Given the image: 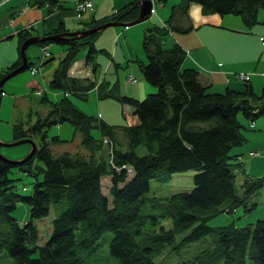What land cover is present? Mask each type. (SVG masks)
Segmentation results:
<instances>
[{"label":"trees","instance_id":"obj_1","mask_svg":"<svg viewBox=\"0 0 264 264\" xmlns=\"http://www.w3.org/2000/svg\"><path fill=\"white\" fill-rule=\"evenodd\" d=\"M35 1L48 12L65 8L60 0ZM190 1L202 12L239 15L247 26L257 21L258 9L264 12V0H177L170 4L165 19L146 27L141 35L144 60L138 64L139 72L151 87L142 98L119 94L114 84L102 79L94 83L87 76L67 73L80 48L90 68L95 66L92 39L97 31L75 39L66 35L65 39L37 41L41 50L50 41L64 45L47 80L60 95L56 99L41 94L38 101L46 111L36 113L26 126L21 121L12 123V139L31 135L36 141L31 137L33 151L18 165L0 157V258L8 255L13 264H79V250L92 248L100 233L108 230L112 235L107 249L115 264H154L156 254L181 250L206 235H210L209 245L180 264H243L246 259L250 264H264V216L243 224L232 220L222 225L207 223L217 213H232L237 205L248 210L251 206L244 199L264 188V173L243 175L240 192L233 184V168L243 171L240 157L253 155L252 150L243 153L239 148L245 136L238 117L248 120V127L257 116L264 118V83L258 94L248 77L237 90L226 86L215 92L198 79L199 70L182 67L185 49L176 41L165 44L163 38L169 31L190 29L186 17ZM137 3L128 0L106 15L79 21V28L129 20L138 11ZM56 23L43 34L68 31L62 21ZM30 27L15 28L7 35L17 36V55L0 70V76L19 64V44L32 35ZM24 56V67L33 66ZM94 85L97 96H111L130 105L136 122L110 124L69 99L68 95L85 98ZM62 121L72 125L80 149L51 151L50 144L71 140L57 134L47 137L48 126ZM91 127L97 128V136L90 134ZM188 168L195 170L189 190L145 196L151 178L167 179L171 172ZM16 170L30 176L26 192L17 190L18 178L12 174ZM105 175L108 196L100 187ZM17 201L29 206V218L19 221L10 213ZM51 202H58L59 207L50 218L48 237L37 244L34 221L47 213Z\"/></svg>","mask_w":264,"mask_h":264},{"label":"rangeland","instance_id":"obj_2","mask_svg":"<svg viewBox=\"0 0 264 264\" xmlns=\"http://www.w3.org/2000/svg\"><path fill=\"white\" fill-rule=\"evenodd\" d=\"M91 1V0H90ZM121 4L126 3L128 0H117ZM156 0H151V7L153 10H155L154 6L158 9L157 12L158 14L161 13V10L164 9V7H169L170 3L169 0H164L160 3V5L155 2ZM77 2V0H75ZM72 3L71 7L70 5L67 4L66 8H63L64 11L69 12V16L71 15L70 12H73V16L75 15L79 19L75 21L71 16L69 20H66V23L68 27H74L76 26V29H80L79 26L81 24L82 20H87L88 18H82L83 14L85 13L86 10L92 7V2H90V5L85 6L84 9L80 10H75L73 9L74 3ZM194 3L196 6H198V10L201 13H206L200 11V6L193 1H190ZM122 3V4H123ZM121 4V5H122ZM161 5L163 6L161 8ZM190 5V3H189ZM0 6V70H2L7 64H9L13 59L16 58L17 55V50H16V37L14 34H11V36H7L9 33L12 32L9 20L7 19L6 24L3 26V9H7L9 11V7H4ZM193 9L192 6L190 5V10ZM62 10V11H63ZM153 10L149 9L148 15L153 12ZM16 12V11H15ZM258 15H264V12L262 9H258L257 11ZM146 15V17H148ZM228 15H232L231 13H228ZM232 16H237L239 19V15L233 14ZM145 17V18H146ZM157 19L155 18V21ZM240 20V19H239ZM142 21V20H140ZM138 21V22H140ZM134 22V23H138ZM154 22V19H150L147 21L148 26L150 27ZM131 23V24H134ZM156 23V22H154ZM9 26L8 30H5L4 27ZM115 26V25H114ZM73 28H69V30H76ZM107 27V26H106ZM103 27V28H106ZM102 28V29H103ZM82 29V28H81ZM100 29V30H102ZM11 32H10V31ZM99 31V30H98ZM173 33L177 34H183V32H178V31H172ZM97 34V33H96ZM187 38H189L188 42L190 43V36L191 33L189 32L187 35ZM168 34L166 33L164 36V40L166 42L168 41ZM165 42V43H166ZM170 42V41H169ZM140 44V42H139ZM41 45L38 44L37 42H31L26 44V48L24 47V54L28 57L27 60L33 64V67H36L34 72H31L29 69L30 67H23L24 69H20L11 74L9 77L6 78V80L1 83V90H0V140L6 142L10 141L12 139V131H11V126L12 123H17L21 121L23 126H26V122L30 121L29 119H32L36 113H44L46 111L45 107L42 106V104L38 101L39 96L41 94H45L48 98H56L58 95H60V91L51 88L47 84V80L51 73V70L56 67L57 59L60 57V54L62 53V48L64 47L63 44H59L53 41H50L48 44L45 45V50L48 52L47 54L42 53L41 50ZM81 51H84V49L80 48L79 50L76 51V56L75 59L72 61L73 68L77 67L78 65L75 64L77 61L78 57H83L85 54L81 53ZM106 55L105 53H103ZM103 55V56H104ZM188 59H185L184 62H187ZM136 63L132 64L135 66ZM90 65L88 64L87 66H80L81 70H77V74L73 75L70 73V70H67V73L72 76H90L89 79H91V68L89 67ZM88 67V69H86ZM107 71V70H106ZM100 69L98 71L96 70V78L98 79L99 76L101 75H106V77H111V74H107L108 71L106 72ZM125 71V70H124ZM124 71H121L124 72ZM238 72V71H237ZM237 72H228L226 73L225 76H227L228 81L232 83L239 84L237 81H241V86L242 87V78L239 77ZM254 74H251L250 72H247V75L250 76V80L252 81L254 92L257 94L260 92L262 89L261 86L264 83V77L256 75L258 72L256 70L252 71ZM134 73H139L138 70H134ZM250 73V74H249ZM256 73V74H255ZM95 78V79H96ZM126 78L129 80H133V76L131 73L126 75ZM143 79V78H142ZM144 80V79H143ZM94 83H98L97 81H94ZM96 87V85H94ZM154 88V87H153ZM152 88V89H153ZM224 88L223 83H220L219 80L214 81L210 85H208V90H213V91H222ZM120 89H117L116 91L119 93ZM96 91V89H95ZM150 91L146 90L145 92ZM152 91V90H151ZM56 92V95H55ZM144 92V94H145ZM85 98L83 97H76L74 95H68L70 97L69 99L74 103L79 109L84 111L85 113L96 115L95 114V107H94V89H89L88 92L85 94ZM142 98V97H141ZM99 105L101 106L99 108V113L101 112L103 119L105 121H108L111 123H127L126 121V116H123V109L121 106L120 101L115 99L114 97H107V98H101L99 99ZM126 105L125 103H122V105ZM121 107V108H120ZM122 112V113H121ZM104 113V114H103ZM107 114L109 116H107ZM256 118H263L261 115L257 116ZM136 122V117L135 121L132 123ZM73 127L70 123L67 121H62L61 123L58 124H51L48 126L46 129V134L47 137L49 135L57 134L58 137L60 138H65V139H70L69 141H62L59 143H52L50 144V149L53 152H57L62 149L66 150H71L74 151L76 149H80L81 147L79 146V136L77 135L76 132H73ZM251 129H243L244 132H248ZM252 131L256 133H260L261 128L255 126L253 127ZM90 134L93 136H97V128L91 127L90 129ZM26 137L29 139H34L36 141L35 136L27 135V136H22ZM32 137V138H31ZM119 140L123 141L124 137H120L119 134L117 136ZM21 138V137H18ZM38 140V139H37ZM38 142V141H37ZM248 139L245 138V140L240 143L239 148H242L243 146L247 145ZM29 148V142H22V143H17L14 145H9V146H1L0 145V153L4 154L6 158H17L22 156L27 152ZM23 151V152H22ZM21 153V154H19ZM244 155H242L243 157ZM243 171L237 170V168H233V184L235 185V189L237 192H240L239 189V183L241 182L243 175H261L264 173V157H260L259 155H254V157L251 160V165L248 166L246 163V158L243 157ZM195 170L192 168H188L185 170H180V171H174L171 172L169 175H167V179L163 180H158L156 178H151L148 180V187L145 193L146 195H155L157 196H163V195H168L171 192L178 191V190H189L192 186V180L191 178L193 177L192 174ZM245 173V174H243ZM13 175H17L18 180H15V184L17 185V190L18 192H26L29 190L30 187V176L23 174L22 171H14L12 172ZM100 187L101 191H103V194L108 196L107 194V185H108V176L105 175L100 178ZM25 188V190L21 189V187ZM246 201V204L251 206L248 210H243V206L237 205L235 209L232 211V213H217L214 216H212L209 220H207V223L212 225H217L222 223H226L229 220L234 221L236 224H243L244 221H251L254 220L256 217L264 216V188L257 189L256 191H253L250 196L247 197V199H244ZM254 201V202H253ZM251 202H253L254 206H252ZM58 202H51L49 203L50 205L48 206V211L44 216H41L40 218H37L34 222L35 225L38 227V237L36 242L37 244H42L45 238H47L49 234V227H50V218L54 216L56 213L59 205L57 204ZM58 206V207H57ZM28 205L22 201H17L15 204V207L12 208L10 213L17 217L19 221L22 219H27L29 218L28 216ZM169 225V222H168ZM101 235H99L96 238L95 245L88 249V250H79L78 254L80 257L79 264H115V258L112 257L108 253L107 245H108V240L112 233L108 230L105 232H101ZM177 237V235H176ZM211 239L210 235L204 236L201 240L199 239L198 241H193L191 244L186 245L184 248H181V250L177 251H168L165 249L162 251L160 255H155L154 256V264H180L181 259L187 258L192 256V254L199 252V249H202L204 246L209 245ZM0 264H13V259H10L8 255H4L0 258ZM23 264H30V263H23ZM243 264H250L249 260L246 259Z\"/></svg>","mask_w":264,"mask_h":264},{"label":"crops","instance_id":"obj_3","mask_svg":"<svg viewBox=\"0 0 264 264\" xmlns=\"http://www.w3.org/2000/svg\"><path fill=\"white\" fill-rule=\"evenodd\" d=\"M91 1H93L92 7L86 10L85 13H82V18L84 19L99 17L103 14L106 15V13L114 9L116 10V8L123 3L120 4L117 0ZM176 1L177 0H169V3L172 4ZM60 2L61 6L66 8L67 4L71 7L75 0H60ZM37 4L35 0H4L0 2V6H3L2 8L9 7V11H7V9L2 10L4 13L1 15L4 16L3 26L6 24L7 19L10 18L9 26L12 27V31H14L15 28H22V26L29 24L31 25V34H43V32L56 25L58 21H62L64 24L63 27L69 30V28H73L74 26L71 25L72 27H68L66 20H69L70 16L75 19V21L79 19L75 15L73 16V12H70L71 15L69 16V12L64 11L62 8H56L53 9L52 12H48L45 6ZM158 5H160V3H158ZM190 5L193 8L191 10ZM190 5L188 3L186 8V17H188L191 25L190 29L182 31L183 34L181 35L169 31L167 33L168 41L166 42V40L163 39L164 43L166 42L165 44L176 41L181 48L185 49L182 58L183 61L181 62L182 67L192 66L199 70L198 79L201 80L204 85H210L214 81L219 80L220 83H223L224 87L227 86L235 88L236 90L241 88V81L236 80L239 84L228 81L229 79L225 76L226 73L231 71L236 73L238 71L245 72L246 74L247 72L254 74L252 71L256 70V72H258L257 74L255 73L256 75L264 77V15H257V21L247 26L243 25L241 19L239 18V20L237 16L228 15V13H223V15H221L214 11L200 14L198 6L192 2H190ZM162 7L161 5V8ZM154 8L155 10H153L151 15L149 14L148 17L138 23L117 26L107 25L106 28L97 31L98 33L95 34L92 39L95 47L93 53L95 66L91 68V70H93L91 71V75H93L91 76L92 80L97 81L102 79L108 85L114 84L116 89L121 90H119V94L124 93L135 98L142 97L145 95L144 92L146 90L151 89L149 84L142 79L141 73H134V70L139 71L138 64L140 61L144 60L143 51L141 50L139 42H141L140 39L143 31H145L144 29L146 27L149 28L147 21L154 19V22H162L170 7H164L159 14L157 12L158 9L155 6ZM155 18L157 19L156 21ZM9 26L6 25L4 29L8 30ZM74 29H76V26ZM189 32L191 33L190 43L188 42L189 38L186 36ZM83 52L84 51H81L82 54ZM84 56L77 58L75 63L78 65L77 67L73 68V61L71 62L72 64L70 63V67H68L67 70H70V73L75 75V73L77 74V70H81L80 66H87L89 63H86ZM185 59H188V61L184 62ZM134 63H136L135 66L132 65ZM86 69H88V67ZM98 69L102 70L103 73L107 70V74H111V77H106L105 79L106 75L103 74L97 79V75L95 74ZM121 71L124 72L121 73ZM128 73H131L133 76V80H130V82L126 78ZM87 78H90V76ZM248 78H250L249 75ZM249 82L253 88L250 79ZM89 89H94L95 114L98 117L105 116L102 115L101 112L99 113V108L101 106L98 102L99 99L109 96H97L95 86ZM121 106L123 109V116H126V122L132 124L137 116L132 112L131 106L127 104L122 105V103ZM107 116L109 115L107 114ZM101 118L103 119V117ZM238 118L244 124L243 129H251L247 133H243L249 143L240 148L243 153H246L248 150H253L255 152L251 156L247 154L243 156L246 158V163L249 166L251 165V160L254 155L257 154L260 157H264V118H255L254 121H251L252 125L249 127L247 125L248 120L241 116ZM255 126L259 127V129L261 128L260 133L255 134L252 131ZM243 157H240L242 163Z\"/></svg>","mask_w":264,"mask_h":264},{"label":"water","instance_id":"obj_4","mask_svg":"<svg viewBox=\"0 0 264 264\" xmlns=\"http://www.w3.org/2000/svg\"><path fill=\"white\" fill-rule=\"evenodd\" d=\"M151 7V0H138L137 3V9L138 11L136 12L135 16L129 20H107L105 22L99 23L89 27H86L85 29H76L74 30H68V31H60V32H55L54 34H32L26 38H24L22 40V42H20L19 47L18 48V53L19 56L21 57L19 64H17L16 66L13 67V69L8 70L7 72H5L2 76H0V84L3 83L4 80H6L7 77H9L11 74L13 75V73H15L16 71L20 70V69H24L23 67L24 62H25V56H24V47H26V44L28 43H33V42H37V41H43L45 39H50V40H56L58 38H64L66 37V35H70V37H73L74 39L77 37H81V36H86V34L91 33L93 31H98L100 29H102L103 27H106L107 25H128L134 22H138L140 20H143L146 15H148L149 9ZM22 142H29V148L27 150V152L25 154H23L20 157L17 158H6V156H4V154L0 153V157L5 159V161H10L11 163L17 164L20 163L26 156H28L30 153H32L33 148H34V141H32L29 138L26 137H21V138H14L11 139L10 141H2L0 140V145L1 146H9V145H14L17 143H22Z\"/></svg>","mask_w":264,"mask_h":264},{"label":"built area","instance_id":"obj_5","mask_svg":"<svg viewBox=\"0 0 264 264\" xmlns=\"http://www.w3.org/2000/svg\"><path fill=\"white\" fill-rule=\"evenodd\" d=\"M90 0H77V2L74 3L73 9L75 10H80V9H84L85 6L90 5ZM150 10H153V8H151ZM42 53L43 55L46 54V50L42 49ZM30 67V71L34 72L36 67H33L32 65L29 66ZM237 74L239 75L240 78L242 79H247L248 75L245 72H237ZM251 153H255L253 150L251 151Z\"/></svg>","mask_w":264,"mask_h":264}]
</instances>
